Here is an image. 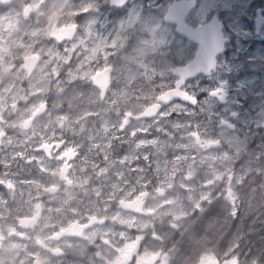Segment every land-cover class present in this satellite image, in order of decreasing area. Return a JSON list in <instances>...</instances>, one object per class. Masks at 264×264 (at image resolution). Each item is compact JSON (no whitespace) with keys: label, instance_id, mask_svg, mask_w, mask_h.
<instances>
[{"label":"flooded vegetation","instance_id":"obj_1","mask_svg":"<svg viewBox=\"0 0 264 264\" xmlns=\"http://www.w3.org/2000/svg\"><path fill=\"white\" fill-rule=\"evenodd\" d=\"M61 1L65 5L58 7ZM64 27H74L68 31L72 35L58 42L56 30ZM236 80L246 98H240L238 84L230 85ZM178 82L194 106L175 100L150 119H136ZM41 84L49 85V92L37 95ZM5 85L13 86L12 93ZM136 88L147 89L150 97L141 110L120 114L132 127H150L141 130L136 155L146 166L144 175H154L155 157L171 167L173 147L204 156L200 160L210 170L225 165V174H215L210 183L207 209L227 214L223 222L242 236L241 248L232 244V234L218 242L214 237L175 242L178 237L170 234L178 222L171 226L151 215L148 224L145 211L138 214L128 205L132 199H102L116 197L106 189L116 176L104 164L115 162L116 152L109 149L115 144L109 141L103 158L100 147L90 154L82 138L75 140L74 104L78 112L92 111L88 118L94 121V108L107 100L106 121L115 116V97L126 98ZM31 95H36L28 99L34 100L31 117L11 131L5 123L19 117ZM206 105L220 108L201 111ZM161 117L165 138L159 141L152 127ZM175 118L181 121L177 127L171 125ZM81 128L80 136L91 131L88 138L104 142L97 125ZM222 135L232 142L254 139L255 154L233 161ZM129 136L125 145L138 133ZM234 167L245 170L239 181ZM136 173L123 175L131 179ZM98 192L101 202L92 211L83 198ZM243 201L248 207L242 214ZM260 209L264 214V0L0 3V264H238L240 259L264 264V217L251 219ZM156 226L166 233L163 239L155 238Z\"/></svg>","mask_w":264,"mask_h":264},{"label":"rangeland","instance_id":"obj_2","mask_svg":"<svg viewBox=\"0 0 264 264\" xmlns=\"http://www.w3.org/2000/svg\"><path fill=\"white\" fill-rule=\"evenodd\" d=\"M65 5V1H61L58 5V7H62ZM156 40V38H155ZM11 68H7L5 70L6 75L11 74ZM238 84L237 92L241 99L246 98L245 92L242 90V88H239L241 85H243L241 80H236L235 82L231 83L230 85ZM140 85V84H139ZM229 86V85H228ZM7 85H5V91L11 92L13 89V86L11 88L6 89ZM49 85L41 84L38 87L37 95L42 93L49 92ZM154 88V87H152ZM135 90V89H134ZM149 91L145 89V91H142L141 88H136L135 91L127 93L126 98L122 97H115L114 99V106H113V113L115 114L114 118H108L106 121H104V117L102 116V113L106 112V104L109 102H106L105 100L103 103H101L98 107H95V113L98 114V120H90L88 117L91 115H94L92 111L90 112H83V111H76V107L78 106V103L74 104V126L78 127L77 130H72V134L75 136L74 139H83L86 142V147L90 154H93L96 151V147H100V151L102 154V157H105L107 146L110 143L113 142L115 144L114 147H110L109 149L113 152H116V159L114 161H108L107 159L104 161L105 166L110 169V173H113L116 176V179L114 181V184L108 185L106 189L110 193L116 194L115 198L112 197H105L104 199L109 200H115L117 199H135L136 197H139L141 194L147 193V204L148 206L145 207L144 205V211L146 213L145 220L149 224L150 216H153V219H159L163 220V218L171 215V222H175L179 220L182 215L176 214L172 210V203L177 202L178 204L184 206L188 212H192L196 207L195 204H198L201 200H203V196L205 192L209 194L211 192V189L203 185V182L207 181L209 182V177L214 176L215 174H225V165L221 167L223 164H219V166H211V168H214L216 170H211L212 173H215L214 175H211L208 171V168H205V162H202L200 158L204 156L197 157V153L192 152L191 154H185L181 150H176L175 147L171 148L173 150V157H172V165L171 167L167 166L165 164V161L155 157L153 163L151 162L152 169L154 175L150 178H148V172L145 173L146 166L141 164L138 159V150L142 144V133L141 130L145 131L146 129H150V127H147L148 125H145L144 123H138L140 125H137L135 127L133 126L132 120L129 118H126L123 113L120 114L122 110H125V112H129L133 114L132 110L134 107H136L138 110H141L144 105V102L150 97ZM137 93V94H134ZM36 96V95H35ZM34 95H31L29 97L24 98V102H27L28 107L22 111L18 118H10L9 122H6L5 125L10 124L11 125V131L15 130L17 126H21L24 121L28 120L31 117L33 108H34V100H28L30 98H34ZM93 103L98 101V99L95 97L91 98ZM262 102V101H261ZM215 108V109H214ZM218 108L220 106H211L206 105L205 107H202L203 112H209L213 113L218 111ZM181 116V115H179ZM126 119V120H125ZM163 120L164 117H161L152 128L155 130V136L154 140H164L165 138V132L163 131ZM180 124L179 118H175V122L171 123L173 127H177V123ZM60 123H55V126L58 128ZM98 126L99 131L103 135V143H96L91 138H88L90 136L89 131L85 136H80L81 133V126ZM121 126V128H119ZM260 123L256 125V127H259ZM146 127V128H145ZM109 128L113 129V132H109ZM130 132H137L138 136L136 141L128 142L125 145V140L130 135ZM31 132H21V135L24 137H27L29 134H32ZM172 135H170V138ZM227 136H223L222 138L224 140V143L227 145V147L232 152V159L233 161L235 159H242L244 157H250L251 155L255 154V149L257 147L256 141L252 138H248L242 141L232 142L230 137L226 139ZM232 138V137H231ZM233 139V138H232ZM234 140V139H233ZM125 145V146H124ZM243 148V153H242ZM191 149L194 151V147L191 146ZM153 150V149H152ZM17 151L16 147L12 150V152ZM246 152H251L248 155H244ZM216 156L214 159L216 160L217 153H212ZM137 155V156H136ZM147 158V156H145ZM206 157H209V155H206ZM145 158V159H146ZM153 158V157H152ZM92 163V161H90ZM133 165V166H132ZM199 168V169H198ZM235 168V167H234ZM238 171L234 172V177L236 179H240L242 176V171H240L238 168H235ZM137 171L134 177L129 179L128 175H123L124 173H127L131 176H133V173ZM203 172V173H200ZM145 176L147 178H145ZM220 178V176H219ZM109 180H111V176L108 177ZM160 187L161 189L157 188ZM96 190V187H94ZM100 192L95 193L94 195H89L87 197L83 198V204H86L90 207L92 211L98 209L96 206L101 202V198L99 197ZM154 195V196H153ZM146 196H141V202H143V199ZM160 197L161 200L156 202V199ZM145 200V201H146ZM235 200V197L230 200V202L233 204ZM248 207V203L246 201H243L240 203L239 207V213L244 212ZM232 205L227 208V210H231ZM76 213L79 211L75 208ZM186 212H183L184 214ZM260 216L264 217V214L262 213V210L260 209L258 212H256L251 219ZM137 225L138 227L143 226V220L137 218ZM217 219H213L208 223H203V219L199 222V225L203 228L205 231L206 238L214 237V234L216 233V237L220 236V238H226V235L221 230L218 232L219 223L216 221ZM136 220L133 221L135 223ZM126 223V222H124ZM103 234L107 236L108 231L104 230L102 231ZM153 233L155 238L159 237L160 239H163L166 236V233L162 234L159 230L156 228H153ZM153 233H150V236L153 235ZM219 238V239H220ZM238 264H245L244 259L237 260Z\"/></svg>","mask_w":264,"mask_h":264},{"label":"trees","instance_id":"obj_3","mask_svg":"<svg viewBox=\"0 0 264 264\" xmlns=\"http://www.w3.org/2000/svg\"><path fill=\"white\" fill-rule=\"evenodd\" d=\"M209 196L205 192L202 198L203 200H201L198 204H195L196 208L192 211L193 215L189 217H185L183 219H180V221H178L179 225L178 227L176 226L177 227L176 231H174L173 234H170L171 235L170 237H178L175 242L178 241L179 237H184L186 240H191L193 238H198V237L205 239L203 237L205 236V231L199 225L201 219H203V223H208L213 219H217L216 221L220 224L218 228V232L222 230L224 231L225 234H232L236 242V237H235L236 230L230 229L229 226H227V224L223 222V219L227 216V214L225 212L215 213L210 208L207 209V207H210V205L207 204L209 202ZM226 206L227 204L225 203L223 208H226ZM234 227H235V222H234ZM156 229L158 230L159 228ZM214 236L218 242L220 236L216 237L217 236L216 233L214 234ZM220 239H227V237ZM236 245H240L238 247H242V244H236ZM179 250L182 253H184V247H179ZM185 250L187 253L188 249Z\"/></svg>","mask_w":264,"mask_h":264},{"label":"water","instance_id":"obj_4","mask_svg":"<svg viewBox=\"0 0 264 264\" xmlns=\"http://www.w3.org/2000/svg\"><path fill=\"white\" fill-rule=\"evenodd\" d=\"M13 1H15V0H0V3L2 4V3L5 2V5H7V4H9V3L13 2ZM118 1L119 0H112V3L113 4H117ZM70 29L73 30L74 27H64V28H61V29H57L56 30V33L58 35V37L56 36L57 37V41L58 42H61V41H65L67 39H70V37L72 35V34H70L68 32ZM189 67H185V68L178 69L176 71V74H180L181 75V72H183V69L187 71V69ZM181 85L182 84L180 82H178V83H176V85H175V87L173 89H170V90L164 92L163 94H161L157 98V102L155 104H153L152 106L148 107L140 116L136 117V119H150V118H152L153 116H155L160 111L161 106H167V105H169L171 102H173L175 100H179V101H182L185 104L193 105L194 106V103H193L194 99L191 98V97H189L187 93H184V92L180 91ZM221 100H223V97H221ZM194 136L196 137V135H194ZM258 143L259 142L256 141V145L257 146H258ZM242 152H243V148H242ZM250 153L251 152H246L244 155H248ZM238 169L240 171H242V176H243V173H244L245 170L243 168H238ZM237 171L238 170H236L235 172H237ZM146 195H147V193H145V194L143 193V194L139 195V197H136L135 199H132V201L129 202V204H128L130 206H134L133 209H135L138 214H144V208L143 207H144V203L145 202H141V196H146Z\"/></svg>","mask_w":264,"mask_h":264},{"label":"bare ground","instance_id":"obj_5","mask_svg":"<svg viewBox=\"0 0 264 264\" xmlns=\"http://www.w3.org/2000/svg\"><path fill=\"white\" fill-rule=\"evenodd\" d=\"M248 185H249V184H248ZM249 189H250V188H249ZM239 190H240V189H239ZM237 192H238V191H237ZM225 216H226V215H225ZM228 222H229V221H228ZM228 222H227V223H228ZM238 232H239V231H238ZM235 237H236V236H235ZM230 242H231V241H230ZM229 244H230V243H229ZM232 244H233V242H232ZM230 245H231V244H230Z\"/></svg>","mask_w":264,"mask_h":264}]
</instances>
